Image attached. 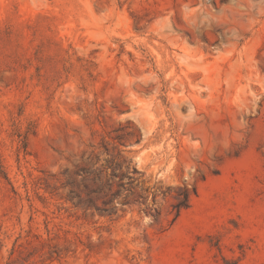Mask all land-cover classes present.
Here are the masks:
<instances>
[{
    "label": "rangeland",
    "instance_id": "rangeland-1",
    "mask_svg": "<svg viewBox=\"0 0 264 264\" xmlns=\"http://www.w3.org/2000/svg\"><path fill=\"white\" fill-rule=\"evenodd\" d=\"M0 264H264V0H0Z\"/></svg>",
    "mask_w": 264,
    "mask_h": 264
},
{
    "label": "trees",
    "instance_id": "trees-1",
    "mask_svg": "<svg viewBox=\"0 0 264 264\" xmlns=\"http://www.w3.org/2000/svg\"><path fill=\"white\" fill-rule=\"evenodd\" d=\"M121 168L122 167L117 165L113 167L111 163L106 165V167H104L98 174H87V177L92 176L93 181H98L99 189H97V193L103 194V207L98 209L100 216L112 217L115 215L117 213L115 201H118L121 198L122 205H131L133 203L146 204L148 193L152 190L151 199L153 205L155 204L158 195H162L164 199L168 196L173 198L174 203L172 204V212H174V217L172 221H174L182 210L189 207L191 197L195 195V189H189L186 185L175 188L166 187L165 189L161 186H154L153 188H142L141 192H136L132 184L137 180L132 178L128 172L124 173L120 171V173H117L116 170H121ZM109 170L110 173H108ZM125 178L128 180L127 184L129 186H126L123 182ZM114 179H117V182H114ZM142 191H145L146 195L143 194ZM146 205L149 210L147 214H150L154 219H158L159 213L155 208H153V205L151 207H148V204ZM152 211H154V213H151Z\"/></svg>",
    "mask_w": 264,
    "mask_h": 264
}]
</instances>
